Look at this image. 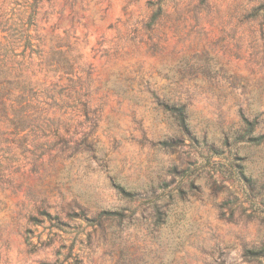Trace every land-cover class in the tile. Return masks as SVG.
<instances>
[{"label": "rangeland", "instance_id": "1", "mask_svg": "<svg viewBox=\"0 0 264 264\" xmlns=\"http://www.w3.org/2000/svg\"><path fill=\"white\" fill-rule=\"evenodd\" d=\"M257 1H168L151 28L148 0L41 2L46 45L61 40L90 68V119L72 112L70 137L86 133L100 158L80 147L36 170L3 164L0 264H264L247 254L264 244V24L244 18ZM165 95L186 103L197 139L157 104ZM242 115L263 137L236 160L222 142ZM39 210L69 224L31 249L26 228L48 236L28 221Z\"/></svg>", "mask_w": 264, "mask_h": 264}, {"label": "trees", "instance_id": "2", "mask_svg": "<svg viewBox=\"0 0 264 264\" xmlns=\"http://www.w3.org/2000/svg\"><path fill=\"white\" fill-rule=\"evenodd\" d=\"M42 1L49 0H0V173L5 168L4 163L20 160H27L31 169L36 170L37 161L52 150L72 149L71 156L83 147L93 158H100L95 152L96 143H86V133L79 141H72L70 137L72 112H82L85 121L90 119L86 99L90 68L80 67V56L72 54V48L61 40L46 45L45 35L39 32L37 23ZM168 1L173 0H148L152 14L147 28L165 16ZM206 1L197 0V6L205 5ZM248 11L244 18L260 19V24H264V0H258ZM157 104L169 115L181 135L191 140L198 138L185 102L165 95L164 99H157ZM255 126L256 123L242 115L241 125L237 129L230 128L226 134L222 144L236 160L242 159V149L260 143L263 136L254 133ZM214 147L213 144L211 148ZM237 163L238 173H242L244 166ZM172 170L176 171V167ZM110 181L118 192L129 194L117 177H111ZM70 216L81 218L76 213ZM28 221L32 226L47 222L49 229L45 240L36 235L35 241L33 229L24 230V241L31 249L49 245L69 224L46 210H39ZM247 254L260 263L264 259V244L247 250Z\"/></svg>", "mask_w": 264, "mask_h": 264}]
</instances>
